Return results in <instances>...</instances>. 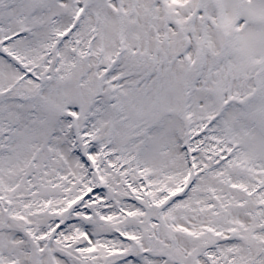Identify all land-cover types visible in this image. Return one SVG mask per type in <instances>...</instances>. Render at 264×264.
<instances>
[{
	"label": "snow or ice",
	"instance_id": "1",
	"mask_svg": "<svg viewBox=\"0 0 264 264\" xmlns=\"http://www.w3.org/2000/svg\"><path fill=\"white\" fill-rule=\"evenodd\" d=\"M0 264H264V0H0Z\"/></svg>",
	"mask_w": 264,
	"mask_h": 264
}]
</instances>
